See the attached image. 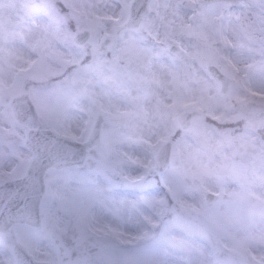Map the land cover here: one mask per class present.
Returning <instances> with one entry per match:
<instances>
[{"label":"snow or ice","instance_id":"snow-or-ice-1","mask_svg":"<svg viewBox=\"0 0 264 264\" xmlns=\"http://www.w3.org/2000/svg\"><path fill=\"white\" fill-rule=\"evenodd\" d=\"M0 264H264V0H0Z\"/></svg>","mask_w":264,"mask_h":264}]
</instances>
